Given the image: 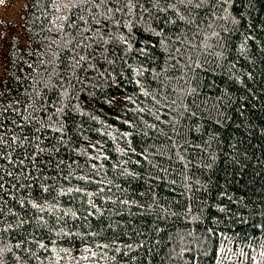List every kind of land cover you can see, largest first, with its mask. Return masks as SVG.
Masks as SVG:
<instances>
[{
  "label": "trees",
  "instance_id": "trees-1",
  "mask_svg": "<svg viewBox=\"0 0 264 264\" xmlns=\"http://www.w3.org/2000/svg\"><path fill=\"white\" fill-rule=\"evenodd\" d=\"M126 4L0 0V264H264V0Z\"/></svg>",
  "mask_w": 264,
  "mask_h": 264
},
{
  "label": "snow or ice",
  "instance_id": "snow-or-ice-1",
  "mask_svg": "<svg viewBox=\"0 0 264 264\" xmlns=\"http://www.w3.org/2000/svg\"><path fill=\"white\" fill-rule=\"evenodd\" d=\"M105 2V0H101V3H104ZM225 2H227V0H225ZM180 3H185V0H180ZM187 3H192V0H187ZM126 6L128 7V9H129V12L131 13V11H132V9H133V7H134V5H133V0H127V4H126ZM173 5H170V7H172ZM200 5L199 4H197V7H199ZM161 10H163V9H161ZM113 11V9H111V8H109L108 9V12H112ZM115 11H117V12H120V11H122V9L121 8H116L115 9ZM144 11H147V9H144ZM226 11V10H225ZM181 19H183V17H181ZM128 23H130V22H128ZM214 35H215V33H214ZM141 51H143V49H141ZM81 59H84V57H81ZM199 66V65H198ZM137 74H142V72H139L138 71V73ZM130 99V98H129ZM57 131H59V129H57ZM13 139H15V137L13 138ZM9 175H11V173H9ZM3 187V185H0V188H2ZM69 192L70 191H72V189H69L68 190ZM76 191H80V189H76ZM102 191V190H101ZM89 195H91V194H89ZM90 203H91V201H89ZM34 207H35V205H34ZM19 246V245H18ZM40 247L41 248H43L44 247V245L43 244H40ZM104 247H108V245H104ZM87 250V249H86ZM93 255H95V253H93Z\"/></svg>",
  "mask_w": 264,
  "mask_h": 264
}]
</instances>
